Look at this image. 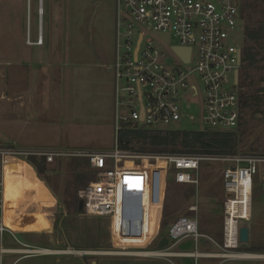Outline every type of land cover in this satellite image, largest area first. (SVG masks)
Masks as SVG:
<instances>
[{
  "label": "built area",
  "instance_id": "1",
  "mask_svg": "<svg viewBox=\"0 0 264 264\" xmlns=\"http://www.w3.org/2000/svg\"><path fill=\"white\" fill-rule=\"evenodd\" d=\"M247 1L114 0L113 148L94 152L0 147V244L4 233L17 241L13 231L2 224L5 178L21 176L22 163L32 169L30 158L44 160L47 165L74 158L84 160L95 174V180L77 192V199L82 202L83 215L109 218L110 240L117 251L107 255L148 257L143 254L153 252V256L192 258L194 264L199 258L214 256L196 249L191 253L146 250L154 238L150 233V212L160 213L164 207L170 179L197 190L204 162L225 165L222 245L228 250L240 248L239 221H250L255 176L257 186L264 190V154H141L121 149L117 136L123 126L155 131L181 122L198 124L197 130L236 131L241 114V49L235 45V36ZM130 191L140 196V208ZM242 196L248 199V209L239 207L235 212L239 218L232 222L233 205L240 206ZM125 203L132 218L138 220L133 227L139 230L136 235L126 233L123 227ZM197 206L195 200L187 208L193 217L180 216L169 226L164 238L169 248L186 238L193 241L195 248L201 239L211 241L199 232ZM246 213L248 219L240 218ZM128 248L141 251L125 252ZM7 251L0 245V255ZM19 252L25 256L44 254L28 246Z\"/></svg>",
  "mask_w": 264,
  "mask_h": 264
},
{
  "label": "rangeland",
  "instance_id": "2",
  "mask_svg": "<svg viewBox=\"0 0 264 264\" xmlns=\"http://www.w3.org/2000/svg\"><path fill=\"white\" fill-rule=\"evenodd\" d=\"M251 1L257 2L256 19L264 20V0ZM246 18L247 12L244 13L242 25L235 36V45L241 51L246 43L244 37ZM40 35L44 36L43 40ZM59 37L63 39L62 46ZM42 43L46 49H62L64 54L69 51L73 57L72 82L69 80L66 84L62 81L64 85L70 86L69 88L63 86L61 97L54 102L57 106L60 105L59 114L55 116L59 119L45 115L37 124L32 121L27 123L20 121L13 122V126L12 122L6 119L5 103H0V145L34 149H81L94 152L112 150L113 77L112 70H108L106 66L112 65L114 58V0H0V60L5 59L6 48L10 47L11 51L12 49L16 51L25 45L32 49ZM64 77L65 75L63 80ZM239 80L246 95L258 91L255 90L256 87L264 86V83L258 86L252 67L246 63L240 64ZM31 90L36 91L34 88ZM261 93L264 94V91ZM34 101L36 102L35 97ZM43 103L47 108L51 107V102L45 100ZM263 112L264 106L254 115L249 108L244 109V117L252 115L250 125L253 131L245 140L239 142L235 148L237 153H254L257 152L254 150L257 145L264 147ZM166 129L197 130L199 125L181 122ZM240 130L239 125L236 132ZM250 147L252 149H249ZM222 166L220 162H204L200 167V184L197 190L193 186L175 184L173 179H170L161 214L155 210L150 212V233L154 238L147 251L167 249L169 253H191L196 249L198 252L223 255L211 259L199 258L197 264H264V254H253L262 257L249 259L224 257L239 252L224 248L221 242L220 207L224 198L221 183L225 165ZM33 171L35 172L34 169ZM35 175L41 179L36 172ZM43 176L45 180H41L46 181L55 191L53 193L46 186L53 197V203L51 207L43 210V214L51 228L41 234L16 236L19 240L36 247L61 248L57 251H67L69 247H73L69 250L76 253L30 256L16 264H194L192 258L176 256L107 255L108 252L117 251L110 240L109 218L85 216L76 207L77 192L95 180V174L88 170L85 161L74 158L56 160L51 165L45 164ZM5 197L8 198V193L4 185V206L7 207L10 203ZM195 200L199 206L197 219L205 224L208 231L215 230L205 233L213 238L218 246L211 243L204 245L200 241L195 248L190 238L183 239L171 248L168 244L164 247L159 246L161 240L166 237L169 226L178 217L190 215L187 208L192 205L191 202L194 204ZM78 202L77 200V205ZM21 211L28 214L35 212L36 208L34 204L29 205L24 200ZM8 217L12 219L9 214ZM239 224L254 229L255 234L258 232L264 234V196L256 206H253L250 221H239ZM199 231H202L201 228ZM0 245L4 248L17 247L7 235H3ZM139 251L141 250L136 248L125 250L132 254ZM0 256L1 264H12L18 258L17 255Z\"/></svg>",
  "mask_w": 264,
  "mask_h": 264
},
{
  "label": "crops",
  "instance_id": "3",
  "mask_svg": "<svg viewBox=\"0 0 264 264\" xmlns=\"http://www.w3.org/2000/svg\"><path fill=\"white\" fill-rule=\"evenodd\" d=\"M248 0L247 2H250ZM243 14V13H242ZM56 35V34H55ZM41 39H44L43 35H40ZM62 46L63 39L59 37ZM34 49V50H32ZM30 49L25 45L21 46L18 50H10L6 48L5 59L0 60V103H5L6 105V119L12 122L26 121L39 123V119L48 115L46 117H55L56 114H59L60 105L57 106V103H54L59 100L62 95V90L69 80L72 82V71H73V57L72 53L67 51L65 54L62 49H46L44 43L36 46V48ZM16 52V53H15ZM242 57V53H241ZM48 59V60H47ZM49 62V63H48ZM36 65V67H33ZM48 68V69H47ZM108 70L111 69V65L106 66ZM46 69V70H45ZM66 72L64 73V71ZM64 80L62 79L63 76ZM66 84L64 85L63 82ZM32 85V86H31ZM69 88L70 85H66ZM31 88L36 89V91L31 90ZM34 97L36 102L34 101ZM113 97V95H112ZM47 100L51 102V107L47 108L44 105V101ZM43 101V102H41ZM54 103V104H53ZM35 104V105H34ZM44 107H42V105ZM45 117V118H46ZM59 117H55V119ZM15 132H11L14 134ZM16 140V138H15ZM22 172L21 177L17 176H7L4 180L3 188L5 185L6 191L8 193V198L5 197V200L10 204H7V207L4 206L3 198V219L2 224L9 230L13 231L14 236L17 241H15L9 233H4L7 235L10 240L17 245V247L4 248L8 250L7 252L2 253L7 255H17L18 258L12 262L16 264L22 259L28 258L30 256H25L19 251L23 246H28L29 248H37L41 251H45L47 254H56V253H70L69 247L67 251H57L61 248H49V247H36L31 245L23 240L17 238L16 232L23 233L20 236L30 235V234H41L45 233L51 227L49 226L46 218L44 217L43 210L45 208L51 207L53 203V197L49 192L48 188L55 193V191L47 184L46 181H43L36 177L33 169L30 168L25 163L21 164ZM222 185V183H221ZM48 186V188L46 187ZM223 197L224 190L222 186ZM264 191V190H263ZM133 192L134 199L138 203L140 208V196L137 192ZM140 192V190H139ZM27 201L34 204L36 211L32 213H23L21 211L22 203ZM223 200V199H222ZM19 201L20 203H17ZM23 201V202H22ZM30 202V203H29ZM17 203V204H16ZM193 205V203L191 202ZM191 206V205H190ZM198 207L196 216L198 217ZM221 231H222V203H221ZM6 209V210H5ZM253 210V206H252ZM8 214L12 217L9 218ZM194 213L190 212L188 217H193ZM200 218V217H199ZM121 221L126 233L129 234H138L139 230L136 226L138 220L137 218H132L129 213L128 206H123ZM110 223V222H109ZM199 231L201 234L206 235L207 232H214L215 230L208 231L209 229L205 226L204 223L198 221ZM246 226V225H245ZM247 227V226H246ZM249 228V237L251 235V229ZM211 241L206 239H201L200 241L204 245L209 243L218 246L217 242L210 236ZM3 237V236H2ZM222 238V237H221ZM199 241V242H200ZM198 242V243H199ZM222 242V241H221ZM2 243V239H1ZM64 249V248H63ZM56 250V251H55ZM75 252V251H73ZM90 252H88L89 254ZM92 253V252H91ZM153 252H151L152 255ZM176 253V252H175ZM179 253V252H178ZM201 254H212L211 258H215L217 255L213 252H199ZM153 256V255H152ZM1 257V256H0ZM210 258V259H211ZM1 264V261H0Z\"/></svg>",
  "mask_w": 264,
  "mask_h": 264
},
{
  "label": "trees",
  "instance_id": "4",
  "mask_svg": "<svg viewBox=\"0 0 264 264\" xmlns=\"http://www.w3.org/2000/svg\"><path fill=\"white\" fill-rule=\"evenodd\" d=\"M257 2H246L243 5V16L247 12V18L244 26V37L246 43L241 51V64L246 63L252 67L255 73V80L258 86L264 83V20L258 21L257 15ZM250 42V43H249ZM244 82V81H243ZM256 99L264 102L263 87H256ZM252 115L259 113L258 111H251ZM264 114V112H263ZM252 115L242 118L240 117V132H218L211 130H147L144 128H132L130 126H123L122 130L118 133L117 141L121 149H128L141 154H201L209 156H224L230 153H235V148L239 142L245 140L253 131L250 125ZM238 125V126H239ZM264 138V129L262 132ZM4 145H0L3 147ZM249 149H252L251 147ZM254 150L259 154H264V147L257 145ZM258 150H261L258 151ZM29 164L33 167L36 174L45 180L43 172L45 171L44 160H37L30 158ZM254 188L252 190V204L253 206L260 202L264 191L258 185V176H255ZM191 193V190H189ZM187 193V194H189ZM76 198V207L77 205ZM52 225V222L50 223ZM251 229V228H250ZM251 229L249 243L246 248H239L236 252L248 254H264V234L261 232L254 233ZM17 235L23 233L16 232ZM45 248V247H43Z\"/></svg>",
  "mask_w": 264,
  "mask_h": 264
},
{
  "label": "bare ground",
  "instance_id": "5",
  "mask_svg": "<svg viewBox=\"0 0 264 264\" xmlns=\"http://www.w3.org/2000/svg\"><path fill=\"white\" fill-rule=\"evenodd\" d=\"M241 199H243V202H242V204L240 205V206H235V205H233V210L231 211V220L230 221H232V222H234L235 221V219L236 218H239V217H236L235 216V212L237 211V209L240 207L241 209L243 208V207H246V210L248 209V199L244 196H242V198ZM240 218H242V219H248V214L246 213L245 214V216H242V217H240ZM230 219V218H229ZM232 236H233V233H231L230 234V238H232ZM230 245L232 246V242H230ZM42 253H48V252H45V251H41ZM70 253H72V251H70ZM74 254L76 253V252H73ZM55 254V253H54ZM144 256L146 255V256H152V255H154V253H152V255L151 254H143ZM223 255H221V256H216V257H222ZM224 257H229V258H237V259H249V258H260V257H262V256H257V255H253V254H247V253H236V254H232V255H224Z\"/></svg>",
  "mask_w": 264,
  "mask_h": 264
},
{
  "label": "flooded vegetation",
  "instance_id": "6",
  "mask_svg": "<svg viewBox=\"0 0 264 264\" xmlns=\"http://www.w3.org/2000/svg\"><path fill=\"white\" fill-rule=\"evenodd\" d=\"M240 101H241V114L240 117L244 115V109L247 107L251 111H260L263 109L264 102L263 101H258L256 99V94H248L246 95V92L244 91V88H242V84H240ZM243 96H245V99H243ZM240 225V224H239Z\"/></svg>",
  "mask_w": 264,
  "mask_h": 264
},
{
  "label": "water",
  "instance_id": "7",
  "mask_svg": "<svg viewBox=\"0 0 264 264\" xmlns=\"http://www.w3.org/2000/svg\"><path fill=\"white\" fill-rule=\"evenodd\" d=\"M241 64V51L239 52V66ZM211 131H216V130H211ZM218 132H230L229 130H219ZM78 210L81 211L82 210V202L79 201L78 202ZM239 242H240V248H246L248 246L249 243V228L246 226H241L239 228ZM168 244L166 239H162L160 242L161 247H164Z\"/></svg>",
  "mask_w": 264,
  "mask_h": 264
}]
</instances>
